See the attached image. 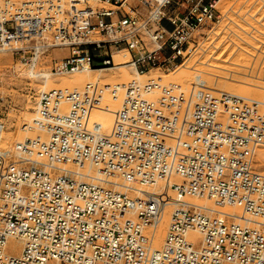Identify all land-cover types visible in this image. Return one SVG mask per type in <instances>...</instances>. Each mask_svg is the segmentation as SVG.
<instances>
[{
    "label": "built area",
    "instance_id": "obj_1",
    "mask_svg": "<svg viewBox=\"0 0 264 264\" xmlns=\"http://www.w3.org/2000/svg\"><path fill=\"white\" fill-rule=\"evenodd\" d=\"M220 2L1 0L0 54L26 68L47 58L59 76L113 67L121 53L142 78L194 68L220 49L244 54L241 77L264 84V0ZM104 94L121 97L112 140L83 129ZM185 106L180 86L159 80L41 93L28 128L37 135L0 149V264H264V232L249 226L264 218V174L252 154L264 148V110L204 93L175 150ZM4 128L0 121V141ZM171 174L175 199L214 210L176 203L156 250L165 196L141 187Z\"/></svg>",
    "mask_w": 264,
    "mask_h": 264
},
{
    "label": "bare ground",
    "instance_id": "obj_2",
    "mask_svg": "<svg viewBox=\"0 0 264 264\" xmlns=\"http://www.w3.org/2000/svg\"><path fill=\"white\" fill-rule=\"evenodd\" d=\"M61 52L62 51H60V52H58L56 54H60ZM220 54H219V56L221 57ZM239 54H241V53H238V54L235 55L236 56V60H233L235 58L227 60L226 58L227 57L229 58L230 55L225 57V60H227L226 62H222L224 60V58H223V60H221L222 58L219 59L220 57L218 59L216 58L219 63L227 64V66L226 65H222V64L218 65V62H213V61L210 62V61H208L209 63H206L204 65L205 72L202 71L203 73H201V75H199L201 77L200 78L198 77L197 81L199 83L205 85V87L207 86L205 88L207 91L215 90L221 96L223 95V96H230V97H242L243 99L247 98V99H250V100L258 102L259 105H261V106H264V90L262 88L254 89L255 87L253 88L252 86H250V88H248L246 86L248 84H245L244 82H240V81L239 82L242 83V84H236L238 81H236L235 79H237V78L235 76H231V75L228 74V73L234 72L233 70H235L236 68L242 66V63H240L239 59H237L240 56ZM223 55H224V53H223ZM235 56H233V57H235ZM124 57L126 59L128 58L127 55H124ZM243 57H244V54H243ZM243 57H241V58H243ZM208 58H206V59H208ZM241 58H240V60H241ZM209 59H212V58L210 57ZM213 60H215V59L213 58ZM243 62H244V60H243ZM190 65H193V63L190 64ZM117 68L118 67H112V68L110 67V68H105V69L89 70V71H87L85 73L66 74V75H59V76L51 75L49 72H44V71H42V73H39L37 71H34L31 68L28 71V76H30L31 78H37V79H42L43 80L42 81L43 82V86H41V89H40V92L43 93L44 91L42 92V90L45 89L46 87H49V85L60 88V89H53V90H64V89L71 90V89H77L78 87H82V86L84 88L86 85H93V84H95V82L96 83L98 82L97 80L99 78H103L102 81H104V82L108 81L107 80L108 78L105 79L106 76H104L103 74L108 73V72H113V71L117 70ZM189 70H190V67L188 65V67L180 68L178 72H179V74L182 77H185L189 73L188 72ZM236 70H238V69H236ZM236 70H235V73H237ZM40 72H41V70H40ZM197 72H198V70H197ZM221 72L222 73L224 72V73L222 74ZM119 74H118V76H116L115 78L112 79L111 82H113L112 83L113 85L122 86V85H126L129 82L133 81L131 76H127V74H126V76H125V74H123V75L122 74L119 75ZM179 74H177V76ZM220 74H222V76H220ZM233 75H235V74H233ZM51 76H56V78L54 80L50 79ZM129 77L131 79H129ZM153 77H154L153 80H159L162 84L169 83V80H167V76L163 77L162 74H159V73L153 74ZM233 77L235 79H233ZM211 78L212 79H214V78H216V79L217 78L226 79L228 81L219 80V81H221V82H219V81H217L215 79H214L215 81H213V80H211ZM183 79L186 80L185 78H183ZM240 79H238V80H240ZM171 80L173 81L174 79H171ZM241 80H243V79H241ZM172 81H170V83ZM99 82H98V84H99ZM186 82H185L186 85H188V86L191 85V83H186ZM100 83H102V82H100ZM106 86H108V84H106ZM259 87H261V86H259ZM203 89L196 90V89L192 88V90L187 89L186 93L184 91L183 92H184V94H185V96L187 98V101L188 102H192L197 96H199V93L202 92ZM259 92H262V93H259ZM106 96H108V95L107 94L105 95V99H103L104 98V96H103V98L100 100V102L97 103L98 107L96 106L97 104H95V105H91L88 108V112H87V115H86V118H85V121H84V124H83V129L85 130V128H86V129L95 130L96 133L98 134V135L96 134V137L99 136L101 138L109 140V139H113V137H114V131H115V128H116V124H115V121H116V117H115L116 106H119L118 104L121 101V97L118 96V98L112 99V98H110L108 96L109 99H107L108 97H106ZM109 100H110V102H109ZM191 111L184 110L183 113H182L181 123H180V126H179L178 131H177L181 135H183V132H184V129H185L186 125H187V122H188V119L190 117ZM99 117H102V119L101 118L99 119ZM37 119H38V117H35L34 120H32L29 124H32ZM117 122H118V119H117ZM84 126H85V128H84ZM29 127H30V125L26 129L28 130ZM110 134H112V135H110ZM91 135H93V134H91ZM3 138L0 141V145L1 146L7 145V147H8L11 143H13L12 141H15V140L11 141L10 138L9 139L6 138V137H3ZM170 140L173 141L171 143V146L174 147L175 150H177L179 148V145H180V142H181L179 140V138H174V136H172V137H170ZM18 141H21V140H16L17 144L19 143ZM12 145L13 144H11V146H9V147H12ZM252 154L255 156V158H256L257 155H260V158L262 159V158H264V149L263 150H259V149L255 150V149H253ZM86 169H87L88 173H91L92 171H94L91 168L90 165H88V166L86 165ZM94 174H95V172H94ZM178 183H179V179L171 174L165 180L156 183L153 187H149V188L141 187V190H150V188H151L152 189L151 191H157L158 189H162L163 191L166 192V194L163 195V196H165V201L163 203V206H162V209H161V213H160V219H159L158 225L155 228L154 237H153V248L156 249V250H158V248L161 247L162 244H163L164 236H165L166 229H167V226H168L169 216H170L171 212L175 208H178L176 203L182 202V203L192 204V205H194L196 207H201V208H207L209 210H214V209L210 208L212 203L210 201H207V200H200V199H193V198H184L185 200L184 199L183 200L175 199L173 197L172 191L170 190V186L173 185V184H178ZM155 188H156V190H155ZM224 213L230 214V215H232V216H234L236 218H239V219H247V220L249 219V217H247L246 214H244L242 210L237 209V208H228L227 212H224ZM262 219H264V218H262ZM253 223L257 224V226L259 225V226H263L264 227V223H257V222H252L251 221L250 224H253ZM191 237L193 239H195L197 242L200 241V237L196 236L195 234H191ZM11 245L15 246L16 248L19 247L18 244H15V243H11ZM225 264H230V263H225Z\"/></svg>",
    "mask_w": 264,
    "mask_h": 264
},
{
    "label": "rangeland",
    "instance_id": "obj_3",
    "mask_svg": "<svg viewBox=\"0 0 264 264\" xmlns=\"http://www.w3.org/2000/svg\"><path fill=\"white\" fill-rule=\"evenodd\" d=\"M234 1L235 0H221L220 4H222V5H230L229 2H234ZM58 52H60V51H57V52L55 51V54L58 53ZM223 53L225 54L224 51H220V49H217V51L211 53V56H207L206 57V58H208V57L210 58L211 57L212 59L208 58V59H205V61L198 62L199 66H195V67L193 66L194 67L193 69L191 68L192 65H190V64L194 63L195 61H192L189 64V67H190V70L188 71L189 73L187 72L188 74L185 77H182L179 74V72H178L179 69L177 71H175L174 73H171V74H168V75L162 74L163 77L167 76V80H169V83L163 84V85H168V84L178 85V86H180L181 90L184 91L185 93L187 92V89L192 90V88H193V89L199 90V89H203L204 88L203 91L199 93V96H197L192 102H188L187 98H186V106H185L184 110L191 111L194 108V106L198 103L199 98L204 93H208V94H210V95H212L214 97H220L221 96L215 90L207 91L205 89L207 86L205 87V85L199 83L197 81L198 80L197 78L198 77L200 78L201 76H199V75H201V73L205 72L204 65L206 63H209L208 61H210V62L211 61L218 62L217 59L220 57L219 54L221 55V57L219 59L222 58L221 60H223V58H224V60H225V56H223ZM231 55L232 54H228L227 56H229V58L227 57L226 59L229 60L231 58ZM239 55L241 57H243V54L242 55L239 54ZM240 56L237 59H239L240 63H242V66H240L241 68L240 67H238V68L235 67L236 69H238V70L235 69L237 73H235V70H233L234 74H235L234 76L237 78V79H235L233 77V79L238 81L236 84H242L240 82H244L245 84L249 85V86L246 85L248 88H250V86H252L253 88L255 87L254 89L262 88L264 90V84L257 83V82H252V81H247V80L245 81V79L241 77V75H245V72L242 70V68L245 67V65L247 63L246 62L247 59L245 58V55H244L243 58H241ZM213 58L215 60H213ZM233 58H235V59H233ZM240 58H241L242 61L240 60ZM231 59L236 60V56L232 57ZM224 60L222 62H226L227 61V60H225V61ZM243 60H244V62H243ZM113 63H114L113 67H118L117 70H115L113 72H108V73L103 74L104 76H106L105 79L108 78L107 79L108 81L104 82V81H102L103 78H99L97 81L98 82L100 81L103 84L100 83V82H99V84H98V82L97 83L95 82V84H93L91 86L100 87V86H106V84H108V86L109 85H113L112 84L113 82H111V81H112L113 78L118 76L119 73H120L119 75L125 74V76H126V74H127V76H131L132 80H139V81H143V82L147 81V80H153L154 79L153 74H157V72H151L149 75H147L145 77L137 78L135 72L133 71V69L130 68L127 65L129 63V58L126 59L124 57V55L121 54V53H114L113 54ZM219 64L227 66V64H223V63H219L218 62V65ZM31 68L32 67L26 68V67H23V66H20V65L16 64V62L11 58L10 54H0V121L5 126V128L3 130V133H2V138L6 137L8 139L10 138L11 141L15 140V141H12L13 143H11V144H13L12 147L15 144H17L16 140H21V141H18L19 143H21L22 141H24L26 139H29V138H33L35 135H37V131H35L33 129L31 131H29V129L27 130L26 128L29 125H30V127H32V124H29V123L32 120H34L35 117H38L37 115H35V110H36V104H37L38 97L41 94L40 89H41V86H43V82H42L43 80L42 79H37V78H31L30 76H28V71ZM32 69L34 71L39 72V73H42V71L50 73V61H49V59H47V58L42 59ZM101 69H105V68H101ZM40 70H41V72H40ZM197 70H198V72H197ZM50 74L54 75L52 73H50ZM159 74H161V73H159ZM177 74H179V75L177 76ZM222 74H220V76H222ZM55 78H56V76H51L50 79L54 80ZM131 78L129 77V79H131ZM183 78H185L186 80H184ZM240 78L243 79L244 81L241 80ZM171 79H174V80L176 79V80L172 81ZM214 79L217 80V81H219V80L228 81L226 79H220V78H217V79L214 78ZM214 79L211 78V80L215 81ZM238 79H240V80H238ZM170 81H172V82L170 83ZM185 82L186 83H191V85L188 86V85L185 84ZM219 82H221V81H219ZM259 86H261V87H259ZM82 88H83V86L82 87H78L77 89H71V90H81ZM53 89H60V88L49 85V87H46L45 89H43L42 92L43 91L47 92V91H50V90H53ZM259 93H262V92H259ZM105 95L106 94L103 95L104 96V98L102 97L103 99H105ZM106 97H108V96H106ZM236 98H241L245 103H247L249 105H252V106H256L258 108V110H260V111L264 110V106L259 105V103L256 102V101H253V100H250V99H247V98L243 99L242 97H236ZM107 99H109V97ZM109 102H110V100H109ZM118 105L119 106H116V114H115V117H116L115 124L116 125H117L118 111H119L120 103ZM96 106L98 107V104ZM100 118L102 119V117H99V119ZM84 128H85V126H84ZM85 130L88 133L93 134L95 136L97 134L95 130L86 129V128H85ZM110 135H112V134H110ZM173 136H174V138H179L180 141L182 140V135L180 133H178V132L175 135H173ZM2 138H1V140H2ZM109 140H112V139H109ZM11 144L9 146H11ZM5 146H1L0 145V149L1 150H5V151H10L12 149V147H9V146L7 147V145H5ZM2 147L3 148L5 147L6 149L5 148L3 149ZM258 149L259 150H263L264 148L260 147ZM255 150H257V149H255ZM255 159L254 160L256 161V170L263 175L264 174V158L261 159L260 155H257ZM83 172L88 173L87 169H86V166H85V169H84ZM88 174L94 175V171H92L91 173H88ZM151 190L152 189L150 188V191ZM155 190H156V188H155ZM157 191H160L163 195L166 194V192L163 191L162 189H158ZM173 197H174V195H173ZM210 208L213 209L212 204H211ZM227 210H228V208L223 209L222 212H227ZM251 221L252 222H257V223H264V219H262V218L253 219V220L251 219ZM249 226L257 228V229L262 230L264 232V227L263 226H259V225L257 226V224H255V223H253V224L249 223ZM160 248L161 247H159L158 249H160ZM230 264H232V263H230Z\"/></svg>",
    "mask_w": 264,
    "mask_h": 264
}]
</instances>
